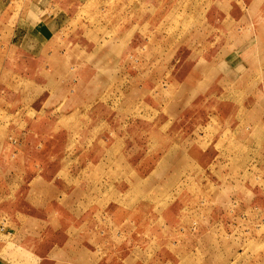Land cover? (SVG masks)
Wrapping results in <instances>:
<instances>
[{"label": "rangeland", "instance_id": "rangeland-1", "mask_svg": "<svg viewBox=\"0 0 264 264\" xmlns=\"http://www.w3.org/2000/svg\"><path fill=\"white\" fill-rule=\"evenodd\" d=\"M8 1L10 24L21 11L25 13L23 9L31 1L35 2L34 20L48 21L51 12L63 13L60 8L43 9L47 0ZM133 1L86 0L81 8L77 4L64 9L74 15L65 34L74 31L89 48L94 47L88 54L82 52L86 57L79 67L74 56L80 54L70 50L58 54L56 72L49 73V60L42 61L43 69L31 53L4 58L0 48V149L4 140H12L8 147H15L20 163L26 162V177L44 173L57 181L68 177L72 182L70 173L76 175L84 163L91 167L97 152L102 153L104 163L110 162L112 155L106 147L117 136L124 139L122 147L128 160L142 173L163 156L168 141L183 140L182 145L200 166L190 167L182 183L171 190L168 202L183 217L180 233L187 241L186 248L191 250V239L196 236L201 264L235 257L249 260L248 264H264V121L255 117L254 124L246 122L250 114L259 117L264 111L254 104L250 114L243 117L249 103L264 100V74L260 72L264 61V0L152 1L148 10L152 24L129 28L125 23L129 22L128 4ZM140 3L137 7H144ZM6 5L1 1L0 9ZM208 64L212 65V76L202 71ZM2 66L9 70L1 72ZM93 69L103 74L89 85L99 88L97 85L107 81L109 99L97 105L92 100L84 116L70 126L64 118L57 120L72 108V95L83 87ZM193 76L194 82L205 81L194 97ZM181 83L186 84L182 90ZM49 88L56 91L52 97ZM50 99L58 105L44 106ZM71 112L70 118L75 119V109ZM117 175L115 169L109 177L116 181ZM90 177L96 178V173ZM63 185L72 186L65 181ZM105 188L107 199L111 198L112 186L106 183ZM127 197L125 193L119 201L125 204ZM90 204L91 199L82 205L87 208ZM136 204L138 227L160 230L157 215H161L164 204L145 211L143 202ZM2 221L3 216L0 225ZM99 221L105 240L98 256L111 259L113 243L108 232L115 224L107 214ZM167 225L172 224L168 221ZM146 238L136 234L123 241L120 256L129 255V246L135 243L142 249L149 246ZM76 239L80 243V236ZM172 243L170 252L176 251L177 241ZM15 245L9 242L1 248L0 258L7 262L25 256L24 249ZM149 247L146 251L138 249V256L151 257L160 250L154 244Z\"/></svg>", "mask_w": 264, "mask_h": 264}, {"label": "crops", "instance_id": "crops-1", "mask_svg": "<svg viewBox=\"0 0 264 264\" xmlns=\"http://www.w3.org/2000/svg\"><path fill=\"white\" fill-rule=\"evenodd\" d=\"M1 1L3 3L7 2V5L6 9H0V43H10L9 45L0 44L2 57L11 58L15 55L14 53L17 56H25V54L31 53L40 62V64L38 63L39 68L41 66L43 68L42 61L49 60L47 70L49 73H55L56 59L59 53L63 54L68 50L74 55L79 53L80 55H76L78 57L74 56L76 58L75 62L78 61L75 66L79 67L86 57L82 52L85 51L88 54L89 51L94 50V47L89 48L88 43L83 42L80 36L79 38L75 36L74 31L65 34V30L72 26L71 19L74 15H69L64 9H70L71 5H80L81 8L86 0H47L42 6L43 9L45 7L49 10L60 8L63 11V13L60 11L57 14L51 12L49 16L51 19L48 21L44 18L33 19L35 13L33 9L35 8L32 4L35 2L31 1L26 9H23L25 13L21 11L12 24L9 20L10 14H12L10 13L11 9L8 10L10 2L8 0ZM152 1L161 2L162 0H144V3H140L141 0H134L133 3H129V22L125 24H128L129 28L137 25H151L152 23L148 18H151L152 15L149 16L148 10L151 11L152 9ZM138 2L144 7H137ZM137 9L141 11L139 14ZM138 16L141 21L137 20ZM163 18L162 16L161 22H163ZM128 30L126 29V31ZM83 38L89 41L86 36ZM15 47L16 50H14ZM263 65L264 61L260 64V72L264 74ZM205 66H207V70L202 69V71L207 75L209 74V76L214 75L212 65ZM108 67L112 71L117 70L116 67ZM5 70L9 69L2 66L1 72ZM102 72L92 70L93 74L86 78L87 81H83V87L78 88L72 95L70 101L72 108L61 113L57 120L64 118L70 126L84 116L88 110L86 108L92 103V100L97 105L101 100L106 101L109 99V96L106 95L109 85L107 81L97 85L99 88L89 85V82L98 79L97 75H102ZM192 80L194 84L192 85L191 96L194 97L201 91V82L204 85L205 81L200 79V82H194V76ZM99 82H101V79ZM185 85V83H181L180 90L184 89ZM263 86L264 84H262L261 89ZM48 90L51 97L52 94H56V91L51 92L50 88ZM241 90L243 91V89ZM51 103L58 105L50 99L44 106ZM254 104L262 107L261 110L264 111V100L261 101L260 99V102L258 100L256 103L253 100L246 106L243 117L250 114L249 112L252 111ZM40 109L41 106L38 110L36 109V114L41 111ZM74 109L76 117L71 119L70 117L73 114L71 111ZM128 117L129 115L122 122H125ZM255 117L258 122L259 119L264 121V113L259 117L257 114L255 116L252 113L248 116L246 122L254 124ZM239 121L241 122V119ZM107 128L109 131V125ZM261 129H264L263 126ZM262 138L264 139V134H262ZM11 141L9 139L4 140L0 149V217L3 216L0 225V232L2 233L0 235V256L2 253L1 248H4L9 242H14L16 243L15 246L22 247L25 256L17 258L18 261L11 259L7 262L1 257L0 264H201L196 255L199 240L196 236L193 237L190 242L191 250L186 248L185 243L187 241L180 233V229L183 232L181 228L182 223H184L183 217L179 216L178 212H175L168 202L171 190L182 183L190 167L200 166L198 159L188 154V150L182 145L183 140L168 141L163 156L142 173L128 160L122 147L125 143L124 139H122V136H117L106 147L107 152L112 155L110 162L104 163L102 153L97 152V160L91 167L88 163H84L78 168L76 175L70 173L72 182H69L68 177H65L63 181H57L47 177L44 173H34L26 177V162L20 163L18 152L14 153L15 147H8V145L11 146ZM14 154L18 157L14 158ZM185 167L187 168L185 169ZM115 169H118V175L116 181H113L109 176L110 172ZM94 173L97 177L93 179L90 175ZM106 174L109 177L108 179ZM64 181L72 184V186L66 188L63 185ZM106 183L112 186L113 190L112 197L108 199V190L105 188ZM125 193L128 194V200L127 203L122 204L119 199L121 197L124 199ZM89 199H91V204L87 208L83 207L82 204L86 203L87 205ZM106 199L108 203H104ZM139 200L144 203V211L147 208L156 207L158 203L164 204L161 215H157L161 222L160 230L154 231V227H138L137 223L139 221L136 208L138 203L136 204V201ZM105 214L112 218V223L115 224V227H112L108 232L113 243V256L111 259L98 256L101 249L99 247L103 245L105 240V237L102 236L104 227L100 226L99 219L102 220ZM165 215L171 218L164 219ZM168 221L172 224L170 227H168L169 224L167 225ZM1 226H4V229H1ZM136 234L148 237L146 238L147 245L153 248L154 244L160 250L152 254L151 257L143 258L138 256V249L146 251L150 247L145 246L142 249L135 243V245L129 246V255L120 256L118 251L123 241L131 240ZM174 234H176V237L171 239ZM77 236H80V243L77 242ZM173 239L177 241L176 251L172 250L170 252L168 248L173 249ZM178 250L182 253H176ZM155 254L157 256H154ZM248 261L240 260L237 257L231 260L220 258L215 263L206 264H248L250 262Z\"/></svg>", "mask_w": 264, "mask_h": 264}, {"label": "built area", "instance_id": "built-area-1", "mask_svg": "<svg viewBox=\"0 0 264 264\" xmlns=\"http://www.w3.org/2000/svg\"><path fill=\"white\" fill-rule=\"evenodd\" d=\"M1 229H4V226H1Z\"/></svg>", "mask_w": 264, "mask_h": 264}]
</instances>
